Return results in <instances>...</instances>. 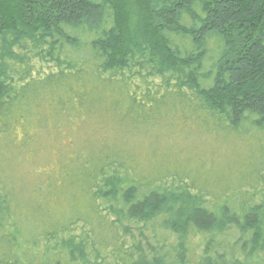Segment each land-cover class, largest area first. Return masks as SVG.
<instances>
[{"label": "trees", "instance_id": "obj_1", "mask_svg": "<svg viewBox=\"0 0 264 264\" xmlns=\"http://www.w3.org/2000/svg\"><path fill=\"white\" fill-rule=\"evenodd\" d=\"M0 264H264V0H0Z\"/></svg>", "mask_w": 264, "mask_h": 264}, {"label": "rangeland", "instance_id": "obj_2", "mask_svg": "<svg viewBox=\"0 0 264 264\" xmlns=\"http://www.w3.org/2000/svg\"><path fill=\"white\" fill-rule=\"evenodd\" d=\"M19 135H21V134H19ZM235 143L231 146V144L229 143V140H226V143L228 144V145H225L224 146V144H222L221 142H218V144H219V147H218V151H217V154H216V156L214 157V158H212L211 160H209V161H214V162H216V164H222V163H226V162H233V161H231L233 158H236V152H235V150L237 151L238 150V148L240 147H242V145H243V148L244 149H246V141L245 140H243V139H237L236 141H234ZM195 143H197L196 145H195ZM195 143H194V147H193V152H200V154H201V150H205L204 152L208 155V156H210V154L212 153V151H210V148H207L206 146L208 145V143L207 142H201V143H199L198 142V140H196L195 141ZM203 148H201V147ZM234 146H236V149L234 150L232 147H234ZM222 153V154H224V156L223 157H220L219 155L221 154L220 152ZM242 155V152L241 153H239V156H240V158L242 159V157H244V156H241ZM244 155V154H243ZM217 157V158H216ZM246 157V156H245ZM207 159V158H206ZM208 160V159H207ZM235 162V161H234Z\"/></svg>", "mask_w": 264, "mask_h": 264}]
</instances>
